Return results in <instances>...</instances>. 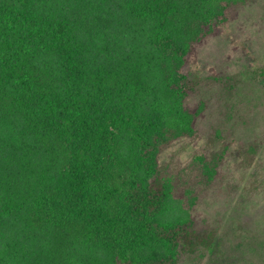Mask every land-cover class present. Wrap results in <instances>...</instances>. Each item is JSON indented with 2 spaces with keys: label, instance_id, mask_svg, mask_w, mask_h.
Returning <instances> with one entry per match:
<instances>
[{
  "label": "trees",
  "instance_id": "16d2710c",
  "mask_svg": "<svg viewBox=\"0 0 264 264\" xmlns=\"http://www.w3.org/2000/svg\"><path fill=\"white\" fill-rule=\"evenodd\" d=\"M242 1L0 0V264L195 251L159 157L200 115L196 44Z\"/></svg>",
  "mask_w": 264,
  "mask_h": 264
},
{
  "label": "rangeland",
  "instance_id": "374dc122",
  "mask_svg": "<svg viewBox=\"0 0 264 264\" xmlns=\"http://www.w3.org/2000/svg\"><path fill=\"white\" fill-rule=\"evenodd\" d=\"M227 19L196 44L194 133L160 152L159 177L201 239L177 264H264V0L229 6Z\"/></svg>",
  "mask_w": 264,
  "mask_h": 264
}]
</instances>
